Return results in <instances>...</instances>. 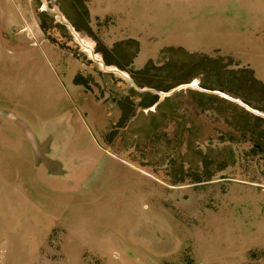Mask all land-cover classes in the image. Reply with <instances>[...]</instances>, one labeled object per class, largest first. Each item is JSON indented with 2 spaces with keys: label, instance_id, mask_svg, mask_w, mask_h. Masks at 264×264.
<instances>
[{
  "label": "rangeland",
  "instance_id": "1",
  "mask_svg": "<svg viewBox=\"0 0 264 264\" xmlns=\"http://www.w3.org/2000/svg\"><path fill=\"white\" fill-rule=\"evenodd\" d=\"M71 1L0 0V264H264V0Z\"/></svg>",
  "mask_w": 264,
  "mask_h": 264
},
{
  "label": "trees",
  "instance_id": "2",
  "mask_svg": "<svg viewBox=\"0 0 264 264\" xmlns=\"http://www.w3.org/2000/svg\"><path fill=\"white\" fill-rule=\"evenodd\" d=\"M209 87L210 86H208L207 88L208 89H211ZM141 95H142L143 99H140V101H139L140 103L138 104V107L137 108L140 107V108H143V109H148V108L154 107L158 103L157 100L152 99L154 97H157V95L154 94V93H144V94H141ZM191 95L192 96H199V94H197L195 92H192ZM185 107H188L189 108V106H186V105H185Z\"/></svg>",
  "mask_w": 264,
  "mask_h": 264
},
{
  "label": "crops",
  "instance_id": "3",
  "mask_svg": "<svg viewBox=\"0 0 264 264\" xmlns=\"http://www.w3.org/2000/svg\"><path fill=\"white\" fill-rule=\"evenodd\" d=\"M82 1H88V0H82ZM86 4V7H87V10L86 11H84L82 8H81V6L80 5H77V6H75V10H76V12H75V15L77 16V17H79L80 19H81V17H87V15L89 14V13H91V11H92V7L90 6L91 4L90 3H85ZM103 4V3H102ZM102 6V5H101ZM104 6H105V4H104ZM77 7V8H76ZM73 8H74V6H73ZM102 8H103V6H102ZM102 11L104 10V8L103 9H101ZM86 12V13H85ZM92 14V13H91ZM98 14V13H97ZM82 31H84V32H86L87 31V28L86 29H81Z\"/></svg>",
  "mask_w": 264,
  "mask_h": 264
},
{
  "label": "flooded vegetation",
  "instance_id": "4",
  "mask_svg": "<svg viewBox=\"0 0 264 264\" xmlns=\"http://www.w3.org/2000/svg\"><path fill=\"white\" fill-rule=\"evenodd\" d=\"M67 1H69V0H67ZM70 1H71V0H70ZM71 2H72V1H71ZM82 9H83L84 11L86 10V9H85V8H83V7H82ZM139 108H140V107H139Z\"/></svg>",
  "mask_w": 264,
  "mask_h": 264
}]
</instances>
